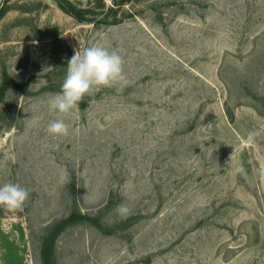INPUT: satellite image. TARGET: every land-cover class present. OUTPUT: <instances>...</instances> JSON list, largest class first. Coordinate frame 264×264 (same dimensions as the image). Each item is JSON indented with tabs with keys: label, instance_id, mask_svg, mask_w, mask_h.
Segmentation results:
<instances>
[{
	"label": "rangeland",
	"instance_id": "obj_1",
	"mask_svg": "<svg viewBox=\"0 0 264 264\" xmlns=\"http://www.w3.org/2000/svg\"><path fill=\"white\" fill-rule=\"evenodd\" d=\"M92 45L127 86L50 111ZM6 183L0 264H264V0H0Z\"/></svg>",
	"mask_w": 264,
	"mask_h": 264
},
{
	"label": "clouds",
	"instance_id": "obj_2",
	"mask_svg": "<svg viewBox=\"0 0 264 264\" xmlns=\"http://www.w3.org/2000/svg\"><path fill=\"white\" fill-rule=\"evenodd\" d=\"M127 84L122 56L102 45H92L85 48L82 53L76 51L68 61L61 90L51 95L48 106L50 111L66 116L94 90L114 87L120 92ZM46 131L54 137H66L69 135V125L63 118L55 119L49 122ZM259 135V131L250 130L245 142L254 143ZM29 196L28 190L20 184L6 183L0 186V208L6 212H21ZM129 211L123 204L116 207V212L121 216H126Z\"/></svg>",
	"mask_w": 264,
	"mask_h": 264
}]
</instances>
